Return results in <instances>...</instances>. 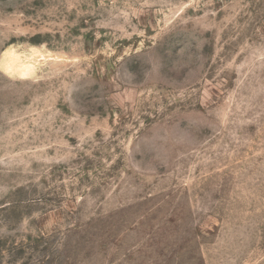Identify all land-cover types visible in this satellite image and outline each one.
I'll list each match as a JSON object with an SVG mask.
<instances>
[{
  "label": "rangeland",
  "instance_id": "374dc122",
  "mask_svg": "<svg viewBox=\"0 0 264 264\" xmlns=\"http://www.w3.org/2000/svg\"><path fill=\"white\" fill-rule=\"evenodd\" d=\"M0 264H264V0H0Z\"/></svg>",
  "mask_w": 264,
  "mask_h": 264
},
{
  "label": "bare ground",
  "instance_id": "6f19581e",
  "mask_svg": "<svg viewBox=\"0 0 264 264\" xmlns=\"http://www.w3.org/2000/svg\"><path fill=\"white\" fill-rule=\"evenodd\" d=\"M27 62H28V61H26V63H27ZM25 65H26V64H25ZM25 65L22 66V69L24 68L25 70H28L30 67L28 68V66L26 67ZM11 66H12V65H11ZM11 66H8L7 68L10 69Z\"/></svg>",
  "mask_w": 264,
  "mask_h": 264
}]
</instances>
